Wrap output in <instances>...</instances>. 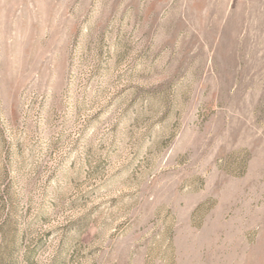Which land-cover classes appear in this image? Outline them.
I'll list each match as a JSON object with an SVG mask.
<instances>
[{
  "label": "rangeland",
  "instance_id": "1",
  "mask_svg": "<svg viewBox=\"0 0 264 264\" xmlns=\"http://www.w3.org/2000/svg\"><path fill=\"white\" fill-rule=\"evenodd\" d=\"M0 264H264V0H0Z\"/></svg>",
  "mask_w": 264,
  "mask_h": 264
}]
</instances>
